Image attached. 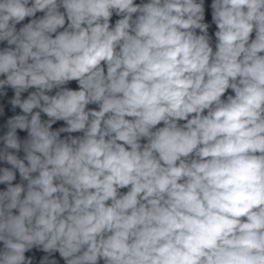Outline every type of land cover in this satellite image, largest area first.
<instances>
[{"label": "clouds", "instance_id": "1", "mask_svg": "<svg viewBox=\"0 0 264 264\" xmlns=\"http://www.w3.org/2000/svg\"><path fill=\"white\" fill-rule=\"evenodd\" d=\"M212 9L215 52L203 0H0V264H264V0Z\"/></svg>", "mask_w": 264, "mask_h": 264}, {"label": "water", "instance_id": "2", "mask_svg": "<svg viewBox=\"0 0 264 264\" xmlns=\"http://www.w3.org/2000/svg\"><path fill=\"white\" fill-rule=\"evenodd\" d=\"M147 2H148V0H134V3L137 5L144 4ZM198 2H199V0H198ZM212 3H213V0H203L204 19L202 22L208 25L207 35L209 38V45L212 48L213 52H215L217 50L216 45L218 43V40H217V37L215 36V33L218 31V27L215 24V22L213 21ZM59 10L61 12L65 11L62 7ZM44 15H45L44 12H37L35 14V17H26L24 21H22L16 25L17 31H19V29L21 27H23L25 24L30 22L31 19H39V18H42ZM136 15L137 14H133V18H135ZM121 18H122L121 16H119L115 12H113V14L110 18V21H109L110 27H115L117 20H119ZM65 27H67V20H66ZM59 31H63V29H58V32ZM196 34L201 35L203 33H201L200 29H196ZM54 35L55 34H53V36ZM253 39H255V31H253V33L250 35V41L249 42H251V40H253ZM8 47H14V46H9L7 44V41L0 42V50H4L5 48H8ZM102 65H103V62H102ZM103 67L105 69V74H106V65H103ZM4 78H5L4 76H0V79H4ZM62 87L70 89V90H76V91L80 90V85H79L77 80L69 81L66 85H63ZM58 90L59 89L54 88L51 92H46V94H48L49 96H53L56 94V92ZM34 91H36L35 88H29L27 91H25L21 94V99L22 100L26 99L28 97V95ZM14 95H15L14 89H12L11 87L6 86L4 89L0 90V137H3L6 134V132L8 131L7 122L9 119L16 116V115H22L23 114L22 110L18 106L13 108V106L11 104V100L14 98ZM229 95H232V96L235 95L233 90L230 88L225 92V94L221 97V99L226 100ZM86 110L99 111V104L90 103L86 106ZM33 111L34 112L39 111V109H34ZM203 114L206 115L207 110H205V112ZM191 115H195V114H191ZM191 115L189 118H191ZM126 118L132 119L130 117H126ZM49 119L50 118L47 117L46 114L41 112V120L42 121H47ZM185 123H186V121H184V120L178 121V124L180 126H182ZM163 126H164V124H163V122H161L160 124L155 126V128H153L152 131H155L156 129L163 127ZM62 127H67V124L65 121L59 120V121H56L54 124H52L51 130L57 131ZM83 135H84L83 132H73V133L64 132V133L60 134V138L65 139L69 136H71V137H83ZM17 136H18L19 140L21 142H23L24 140L28 139V132H27V130L17 129ZM147 142H148L147 138H141V140H140L141 145H144ZM125 147L127 148L128 146H125ZM3 148H4L3 141L0 140V150H3ZM10 151H12L14 154H16L18 156V158L24 159L25 153L23 152L22 149L19 152H16L15 150H10ZM25 163L27 164V161H25ZM11 167L12 166L7 164V162L0 160V169L11 168ZM14 171L16 173V178L12 182L13 186H15L16 184H25L26 185L27 182L23 181L21 179L18 170H14ZM32 175H36V173H34ZM7 187H8V185L6 183H0V191H5L7 189ZM128 190H129V188L126 187V188L119 189L118 192L120 195H123V194H126L128 192ZM107 203L110 205L111 201H108ZM14 214H17L16 210H14ZM2 247H3V245H2V243H0V248H2ZM25 255L27 257L32 258V264H40L41 259L47 254L45 252L39 250L38 248H33L31 251L26 252ZM50 259H55L57 261V264H66L65 260L60 256L59 252L53 253L52 257H50ZM98 264H104V260L100 259L98 261Z\"/></svg>", "mask_w": 264, "mask_h": 264}]
</instances>
